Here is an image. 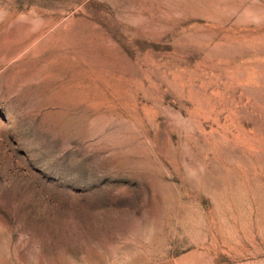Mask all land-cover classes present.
<instances>
[{
	"label": "rangeland",
	"instance_id": "374dc122",
	"mask_svg": "<svg viewBox=\"0 0 264 264\" xmlns=\"http://www.w3.org/2000/svg\"><path fill=\"white\" fill-rule=\"evenodd\" d=\"M0 264H264V0H0Z\"/></svg>",
	"mask_w": 264,
	"mask_h": 264
}]
</instances>
